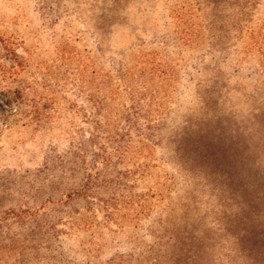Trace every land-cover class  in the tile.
<instances>
[{"label": "rangeland", "instance_id": "374dc122", "mask_svg": "<svg viewBox=\"0 0 264 264\" xmlns=\"http://www.w3.org/2000/svg\"><path fill=\"white\" fill-rule=\"evenodd\" d=\"M110 2L0 0V264L145 263L185 232L207 264H264L232 256L225 199L177 148L217 118L260 125L264 0L220 52L195 0ZM48 175L59 193L88 181L90 196L43 202L32 194Z\"/></svg>", "mask_w": 264, "mask_h": 264}, {"label": "trees", "instance_id": "16d2710c", "mask_svg": "<svg viewBox=\"0 0 264 264\" xmlns=\"http://www.w3.org/2000/svg\"><path fill=\"white\" fill-rule=\"evenodd\" d=\"M120 1L111 0L110 3L116 5ZM195 1L207 23L209 47L219 52L227 43L225 39L229 41L231 37L232 41L239 36L242 30L241 23L249 18L257 4V0ZM226 6L230 8L233 6L231 13L233 12L235 17L232 33L228 37L217 24V13ZM254 100L258 104L251 112L254 114L252 124L253 126L260 124L257 128L252 127L246 133L240 130V127L234 123L233 117L228 115L224 119L227 122H224V117L217 118L214 126L204 121L206 123L203 126L200 124L193 135L182 137V141L177 143V148L185 157V161L191 165L188 168L189 175L203 177L209 185L214 184L213 189L216 190V194L221 200L225 199L221 223L222 228L230 234L229 251L232 256L238 255L247 261L262 262L264 260V173L258 165L256 166V162L260 153L257 142L261 139L264 141V91L257 92ZM260 132L262 138L258 139ZM47 163L45 162L43 167L37 170L39 174L48 171ZM102 168L98 169L97 174L102 172ZM32 180L37 181L35 178ZM60 182L61 179L55 178V175H48L39 181L32 195L42 196L43 202L49 203L61 202L59 195H64L67 199L76 195L90 196L88 181L83 182L79 188L76 184L70 186L67 193L57 192V183ZM26 203L24 202L22 207L27 205ZM18 207L20 209V206ZM28 214V217L35 216L37 211ZM32 217L28 221H31ZM178 236L171 237L163 249L162 256L156 254L145 263L138 264H207V246L203 244L201 237L196 235L195 238L194 234L188 232ZM129 262L126 264H134ZM109 264H124V261H111Z\"/></svg>", "mask_w": 264, "mask_h": 264}]
</instances>
